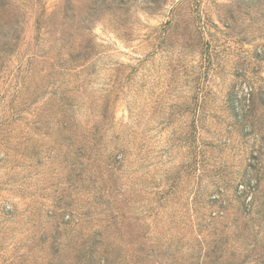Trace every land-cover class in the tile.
Masks as SVG:
<instances>
[{
	"label": "rangeland",
	"instance_id": "374dc122",
	"mask_svg": "<svg viewBox=\"0 0 264 264\" xmlns=\"http://www.w3.org/2000/svg\"><path fill=\"white\" fill-rule=\"evenodd\" d=\"M14 4L34 12L33 37L40 8L63 0H0L2 32ZM125 8L92 16L91 58L63 78L31 38L0 51V208L14 212L0 213V264H264L252 262L264 260V0ZM61 91L81 130L87 106L99 112L110 98L100 148L56 137ZM115 136L128 166L112 161Z\"/></svg>",
	"mask_w": 264,
	"mask_h": 264
},
{
	"label": "trees",
	"instance_id": "16d2710c",
	"mask_svg": "<svg viewBox=\"0 0 264 264\" xmlns=\"http://www.w3.org/2000/svg\"><path fill=\"white\" fill-rule=\"evenodd\" d=\"M76 1L77 0H63V4L61 6L56 7V9H51L50 11L45 7L40 8L41 10L37 13V17H35V19H33V21L31 22L33 23V29L35 31V35H33V37L32 35H30L27 29V15L28 18H30L32 13L34 12H25L23 11V9L17 7V5L14 4L12 9V17L9 21L10 23L8 25V28L6 30H3L2 32V26L0 25V34L2 33V36L0 35V37L4 38V42L0 44V51L14 50L16 48L17 43H19L21 40L28 41L29 38H31V40H33L34 42V45H39L40 48L42 47V51L43 53H45L44 55L46 56V58L52 61V63H50L47 68L51 70V72H57L63 78L65 74H67L66 72L77 70V68L83 65L81 63L82 61L86 62L90 60L92 53L91 51L94 49L93 39L89 38L91 28L86 23L90 22L92 16L104 10L108 11L111 14H115L116 12L121 13L122 11L125 12L127 10V8L125 7L129 3V0H91L89 1L90 3L86 4V10L83 16H77L76 13H74V4L76 3ZM98 2L100 4L96 6ZM73 39H78L81 43L74 45ZM64 50L67 51L66 54L64 53ZM34 56L35 53L32 54L30 58L33 59ZM68 81L70 83H73L71 82L72 80ZM83 81H85L84 78L82 82ZM61 83L63 84V80ZM70 89H63V92L69 93L72 90H79L76 85L75 87H72V90ZM56 90H58V87ZM81 92L83 94L85 91L81 90ZM54 95L56 97V94ZM62 97H64V94H62L61 91L59 99H61V102L64 104V108L60 111L61 119L59 120V127L55 132L56 137H59L63 140H69L71 137H81L83 139L90 138L94 142V147L96 148H100V144L102 145V143H106V132L108 130V127H106L105 124L109 121V112L112 105L110 98L106 97V99H104L102 108L99 112H95L94 109H91L90 106H87L85 110L87 120L86 124L84 125V128L86 129L81 130L75 127L74 124L80 122H76L73 119L75 114L77 113V109H75L74 104H71L66 99H64L63 101ZM88 123H92V126L89 127L87 125ZM6 124L7 123L5 122L0 125V137L2 135L4 136L5 134V130L7 128L5 126ZM114 138L117 142L116 144L118 148H114L113 150L116 151V154H114V158H112V161H114V163L118 164L119 166L125 164L127 166L130 165V163H128V158L126 154V150L130 147L128 148L125 143H122V141H118L120 137L118 138L117 136H115ZM4 154L0 156V164L5 162ZM76 156L77 160L76 163L73 165V171L75 173L74 177L77 179L79 178L84 168V163L80 161V157L84 156V152L79 146H77L76 148ZM127 179L132 180V178H130L129 176H127ZM134 184L136 183H133L131 188L127 185L129 189L123 190L124 194L122 195H125L130 192L131 189L135 187L133 186ZM146 211L149 213V210ZM0 213L6 217H10L14 212L10 209L2 207L0 208ZM113 218L114 217H112V219ZM62 223L65 224L66 222L62 221ZM58 238L59 237L57 235H54L52 237L54 241H58ZM41 240L43 241L44 238H42ZM99 242V240H96L92 244L91 249L89 251L90 254L93 252L95 245ZM218 242L219 244L223 243L221 239ZM54 245L55 243H53L51 247L54 250L52 256L55 257L58 248ZM213 248L214 249L212 250V252L214 256L210 261L211 263H218L221 258V256L218 255V251L220 248L218 246H214ZM209 256L208 254L204 253L203 258H208ZM102 261V263L98 264H108L106 263V258H104ZM258 261L264 263V260L262 261V258L256 257L252 260V262Z\"/></svg>",
	"mask_w": 264,
	"mask_h": 264
}]
</instances>
